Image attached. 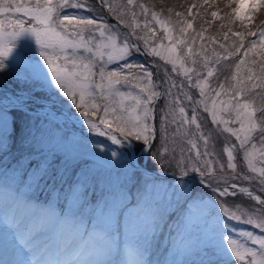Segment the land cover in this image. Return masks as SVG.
<instances>
[{
  "label": "snow or ice",
  "instance_id": "6c2138e0",
  "mask_svg": "<svg viewBox=\"0 0 264 264\" xmlns=\"http://www.w3.org/2000/svg\"><path fill=\"white\" fill-rule=\"evenodd\" d=\"M233 3L223 17L211 12L214 19L227 21L221 24L227 29L223 38L231 33L233 39L230 46L219 45L224 55L215 49L211 61L202 55L207 70L201 72L187 66L189 60L197 63L196 41L185 36L193 22L182 12L175 13L182 19L172 21L138 0H0V75H11L23 85L16 94L0 96V158L7 157L18 133L21 145L11 167L19 184L13 190L0 183V194L18 197L22 187H49L51 181L53 188L59 184L56 200L64 203L50 201L43 209L46 215L70 225L68 204L93 211L100 226L81 220V233L86 248H99L102 259L80 264H264V211H240L237 199L238 193L245 194L264 209V166H258L264 165V100L256 105L252 98L264 96V25L259 31L250 27L264 0H250L247 11L246 0H229L226 7ZM137 7L143 23L133 10ZM94 11L101 15H92ZM109 13L115 24L102 18ZM237 22L243 31H233ZM157 25L163 33L159 40ZM177 30L179 36L174 35ZM196 35L203 40V31ZM248 37L253 39L246 45ZM208 39L216 43L214 37ZM142 51L163 61L162 83L144 64L132 62ZM249 53L260 60H248ZM232 57L239 59L231 82L225 77L212 87L217 69L210 62L219 65ZM248 64L258 65L259 74ZM242 68L247 75H241ZM172 73L184 79L177 82ZM192 90H198L199 98ZM38 97L45 105H63L64 121L86 124L89 135H68L47 106L33 111L30 102ZM205 121L216 129L205 133ZM173 124L185 136L190 131L185 126L194 125L188 155L181 150L177 156L168 146ZM221 134L220 143L229 146L217 154L210 139ZM137 151L147 159L143 168L134 158ZM238 156L255 176L243 167L237 171ZM169 171L173 179L166 181ZM234 181L258 182L260 194ZM96 188L99 199H89V190L95 197ZM238 225H251L259 234ZM165 226L170 235L162 242ZM249 241L259 250L248 247ZM14 243L31 254L22 235Z\"/></svg>",
  "mask_w": 264,
  "mask_h": 264
},
{
  "label": "rangeland",
  "instance_id": "374dc122",
  "mask_svg": "<svg viewBox=\"0 0 264 264\" xmlns=\"http://www.w3.org/2000/svg\"><path fill=\"white\" fill-rule=\"evenodd\" d=\"M160 1L158 3L159 11H156L161 14V18H171L172 21H176L178 19H182L181 17H177L175 13L182 12L184 13V18H187L193 22V29L187 30V33L185 34L186 38L188 39H195V44L192 45L194 56L193 58L196 59L197 63L195 65H192L191 60L187 61L188 67H195L197 70L201 72H206V68L203 66V60L202 55H208L210 58V61L212 59V50L215 49L216 52L221 53L222 55L225 54L224 49L220 48V44H225L226 46H230L232 43L233 37L231 36V33H229V39L225 40L223 38V32L217 33L216 30H214V26H211L210 28L205 27V25L202 23H199V20L194 21L193 18L197 19L196 15L198 16L200 13L206 14L208 13L210 9L216 10L218 12L221 11H227L231 13L232 8H234L236 5L233 3L231 7H226V5L229 3V0H212L211 3L206 4L205 0H164ZM113 4H126V0H111ZM141 2L138 0V3ZM189 2V3H188ZM250 2V0H246V6L245 11H247V3ZM195 5V7H193ZM191 8V14H189L188 9ZM171 9V11H169ZM137 12L138 18L141 20V23H143V17L139 16L140 9L137 7L133 9ZM73 11V10H68ZM102 12H107V7L103 8L101 10ZM87 14V13H84ZM94 16H100L101 13L99 11H94L92 13ZM254 20L250 27H252V30L259 31L261 29V26L264 25V9L258 10L254 14ZM193 17V18H192ZM202 17V16H199ZM5 20L9 18V16L6 14L3 17ZM102 18L111 20V23L115 24V17L113 14L109 13L107 16H103ZM199 19V18H198ZM122 27V26H121ZM158 29L157 33V40H159L160 36L163 35L162 32L159 31V26H156ZM236 30L243 31L244 29L241 28L240 23H238L235 28ZM139 31V30H138ZM203 31L204 36L203 40L199 36L196 35V32ZM174 35L179 36L180 33L177 30ZM214 37L216 40V43H212L208 38ZM253 39V37H248L245 41V44L247 45L248 41ZM23 39L21 40V43H23ZM167 43V41H164ZM203 43L204 49L201 50V44ZM31 44L33 47H35L34 41H31ZM141 47L143 48V44L141 42ZM183 47V46H181ZM19 51V48L17 49ZM243 51V49L241 50ZM196 53H201L200 55H196ZM38 55V52L36 53ZM145 55L143 52L136 54L132 58V62L135 63H141L144 64L146 67L149 68V70L153 71L154 73V80L158 84L162 83V81L159 79V77L164 73L165 65L163 61H159L158 58L151 57L153 59V62H149L144 59ZM255 58L257 61L260 60L259 56H253L252 53H249L248 60H251ZM239 57H232L227 61H221L222 63H227L228 67L226 65L219 67L216 64H212L210 62L209 66L214 67L217 69L216 75L210 79V84L212 87H216L218 82H225V76L227 75L228 81L231 82V76L235 73V63L238 62ZM247 63V61H246ZM110 67H115V65H111ZM248 67H252L255 72L259 70L258 65H251L248 64ZM167 68H171V65H167ZM155 69V70H154ZM172 78L175 79L177 82H180L184 79L182 75H177L176 73H172ZM241 75H247L246 69L242 68ZM0 81L3 83L9 85L13 89L17 91H21L23 88V85H21L17 80L13 78L11 75H0ZM122 90H127L122 89ZM159 90V89H158ZM187 90V89H186ZM175 91V90H174ZM193 93L196 94V98L198 97V90H192ZM258 95H253L254 103L257 99ZM39 100H42L41 98H37ZM260 103V102H259ZM63 106V105H61ZM64 109H66L63 106ZM57 123L60 124V126L63 128V130L70 136H76L81 137L84 136L85 129L87 128V125H80V129H76L70 123L65 122L62 116H57ZM18 123H21V121H18ZM217 126L215 125H209L206 121L203 123V131L205 133H210L213 129H216ZM185 128H188L189 136L183 135L184 129L179 128L177 124H173L169 126L168 129V135H169V141L168 146L170 149H175L177 156H179L181 150H183L184 155H188V149L190 148V145L187 143V140L191 136V132L194 131V125L193 126H185ZM224 135L221 134L219 138H217L215 135L212 136L210 139V149L214 153H221L223 150V147L229 146L227 143H224L223 145L220 143V141L224 140ZM103 141V140H102ZM198 144L202 146V141H198ZM10 145H14L10 148L9 154L7 157L0 158V165L3 164V167L0 168V183L6 184L10 186L13 190L18 186L19 181L17 175L14 173L12 166L15 165V157L20 156V148L21 145L19 143V133L17 134V139L15 141H10ZM260 145L257 144V148H259ZM116 148V147H114ZM145 151H147V148H145ZM194 155V153H192ZM134 158H138V164L140 166H144V164L147 162L146 157H144L143 153L137 151L134 153ZM215 158H220L219 155H217ZM224 159H226V154L224 155ZM223 162V161H222ZM237 171L240 170L241 167H243L247 174L255 176L256 174L247 172V166L246 162H242V159L240 156L237 157ZM258 166H264L259 165ZM153 170V169H149ZM155 171L159 172V169H155ZM225 174H231V170H226ZM117 176V173L112 174L113 180H115ZM172 177L171 171H169V174L165 175ZM166 181H168L165 177H163ZM236 182L240 187H247L249 189L254 190L256 193L260 194V187L258 182L256 183H249L248 181H234ZM52 182L49 181V187L45 184H41L39 187L33 185L31 188L28 187H22L20 188L18 197L8 196L0 194V264H21V262H28L30 261L31 264H36L37 260L40 259L37 264H80V262L83 261H96L99 259H102V256L100 254L99 248H86L82 233H81V220L84 221H91L93 223H96L97 226L99 225V221L94 215V212L91 210H85L80 209L78 207H75L71 204H68L67 207L71 208V218H72V224L66 225L61 222L59 218H52L45 214L43 209L37 204L36 201H45V204L48 205V203L51 201L53 204L57 203H64L63 200L57 201L56 196L58 195L56 192L59 189V184L53 188ZM135 191V189H133ZM89 199L98 200L101 191L100 188L95 189V197H93L92 190H89ZM238 199V208L240 211H264V209H261L256 202H253L251 198L247 197L246 195L237 194ZM27 201V203H25ZM39 208V209H37ZM42 210V211H40ZM40 212V213H39ZM171 219H175V217H172ZM28 223L31 224L30 230L31 233L30 236L25 240L27 236L23 235V227H25ZM235 223V222H233ZM238 228L243 231H253L254 234H259V230L253 228L251 225H238ZM174 230L171 232V235H174ZM22 235L24 242L28 244L29 241H32L28 247L30 248V255H25L21 250L18 244L14 243V239L16 236ZM169 229L167 226H165L163 233L161 234L160 240L162 242H165L169 237ZM236 235V234H234ZM53 236V237H52ZM8 239H7V238ZM51 237V238H50ZM237 238L243 240V237ZM49 239V240H48ZM39 241L40 248H43L46 241L48 240L53 244V248L56 251L55 254H51L48 259H46L44 262H42L41 257L35 258L36 252L34 253L33 250L35 247H33V244L37 241ZM53 241V242H52ZM5 242H8L5 243ZM248 247L255 248L259 250L258 245L252 244L250 241L247 242ZM79 246H81L79 248ZM74 249H78V254L75 258H69L67 252H71ZM71 250V251H70ZM160 250L164 251V245L163 243L160 245ZM239 264V262H237Z\"/></svg>",
  "mask_w": 264,
  "mask_h": 264
},
{
  "label": "trees",
  "instance_id": "16d2710c",
  "mask_svg": "<svg viewBox=\"0 0 264 264\" xmlns=\"http://www.w3.org/2000/svg\"><path fill=\"white\" fill-rule=\"evenodd\" d=\"M142 3H146V4H148L151 8H152V10L154 11V10H156V11H159L158 9H159V7H158V3L160 2V1H163V3L165 2L164 0H140ZM189 3V2H188ZM212 11H216L215 9L214 10H212V9H210L209 11H207L208 13H206V14H202V13H200L198 16L196 15V17H197V19H195V18H193L194 19V21L196 22V20H199L200 22L199 23H202L203 22V24L205 25V27H208V28H210L211 26H214V30H216L217 31V33H222L223 31L222 30H224V31H226L227 29H222L221 28V24L222 23H227V21H222L221 19H214L212 16H211V12ZM220 13V16L221 17H223L224 15H225V13H229V12H227V11H221V12H219ZM199 16H202V17H199ZM199 18V19H198ZM239 22H237L235 25H232L231 27H232V29L233 28H235V26L238 24ZM233 30H235V29H233ZM224 65H226L227 67H228V65H227V63H222V64H219L218 66L219 67H222V66H224ZM229 68V67H228ZM257 74H259V70L256 72ZM223 76H225V77H227V75L226 74H224ZM256 92L257 93H261L262 92V90L261 89H256ZM255 96V95H254ZM257 99H259V102L261 103L262 102V100H264V96H261V95H258V97H257ZM256 103V105H259L260 103L258 102V100L257 101H255Z\"/></svg>",
  "mask_w": 264,
  "mask_h": 264
},
{
  "label": "bare ground",
  "instance_id": "6f19581e",
  "mask_svg": "<svg viewBox=\"0 0 264 264\" xmlns=\"http://www.w3.org/2000/svg\"><path fill=\"white\" fill-rule=\"evenodd\" d=\"M2 95H4V94L0 93V96H2Z\"/></svg>",
  "mask_w": 264,
  "mask_h": 264
},
{
  "label": "water",
  "instance_id": "95a60500",
  "mask_svg": "<svg viewBox=\"0 0 264 264\" xmlns=\"http://www.w3.org/2000/svg\"><path fill=\"white\" fill-rule=\"evenodd\" d=\"M142 168V167H141ZM150 171V170H149Z\"/></svg>",
  "mask_w": 264,
  "mask_h": 264
}]
</instances>
